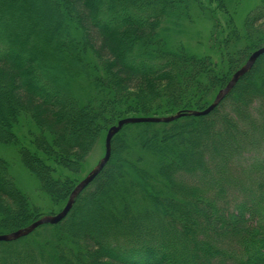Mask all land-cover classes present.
Masks as SVG:
<instances>
[{
	"label": "trees",
	"instance_id": "obj_1",
	"mask_svg": "<svg viewBox=\"0 0 264 264\" xmlns=\"http://www.w3.org/2000/svg\"><path fill=\"white\" fill-rule=\"evenodd\" d=\"M180 2L0 0V102L4 101L0 103V143L18 141L13 130L20 117L28 116L37 124L41 134L34 135V145L42 157L25 150L23 162L46 194L55 196L64 188L68 200L75 187L55 180V170L44 161L76 171L103 132L107 135L123 116L206 110L204 99L226 87L228 82L222 87L224 78L209 58L194 57L184 48L168 49L163 25L173 18ZM253 27L254 15L245 25L250 39L258 36ZM244 52L238 54L236 63H240L231 65L233 74L240 69ZM80 74L92 78V85L102 91L96 108L95 103L80 105L69 89V81ZM242 80L207 116L132 125L141 131L145 147H151L157 137L166 145L189 142L188 155L182 154L161 170L174 168L175 173L188 162L192 165L185 167L188 174L196 172L197 178L189 185L174 180L176 190L188 199L162 202L163 198L148 192L160 212L147 209L135 214L127 207L118 215L97 206L108 218L104 223L94 221L100 225L99 232L83 235L89 246L88 261L79 258L78 264H264V92L241 85ZM225 102L230 113L227 108L220 112ZM217 122L223 123L220 128ZM213 128H219L213 134L216 143L204 158L193 162L194 150L201 145L194 130L206 138ZM119 137L112 142L108 165L78 197V206L81 201L87 204V198L99 199L94 191L103 186L104 175L112 174L104 193L113 192L115 183L124 185L128 167L123 172L125 161H113L114 149L124 148ZM205 157L217 164L207 168ZM130 183L147 190L139 179ZM22 210L30 211L27 200L16 188L8 163L0 158V213L16 211L14 219L0 228V235L36 222L31 214L16 221ZM112 224L117 235L108 232ZM27 241L24 237L0 242V264H51L26 249ZM55 257L58 264H76L64 251Z\"/></svg>",
	"mask_w": 264,
	"mask_h": 264
},
{
	"label": "rangeland",
	"instance_id": "obj_2",
	"mask_svg": "<svg viewBox=\"0 0 264 264\" xmlns=\"http://www.w3.org/2000/svg\"><path fill=\"white\" fill-rule=\"evenodd\" d=\"M178 8L179 9L176 10L177 12L173 15V18L163 25L165 29L162 36L165 39L168 49L178 51L184 48L188 54L194 57L209 58L214 66L215 72L224 78V82L221 84L222 87L226 83L225 81L229 83L234 74L245 66L250 56L255 51L264 47V0H182V2L179 3ZM252 15H254V33L258 34V36L250 39L246 33L245 25L248 23V19ZM258 16L260 20H258ZM72 32L76 39L80 40V36L76 34L77 32L74 30ZM232 32L235 33L234 38L231 36ZM237 38L239 39L236 40ZM255 40H257V43L258 40H261L262 42L255 46ZM242 51H245L243 53L244 60L241 63L242 65L240 69L233 74L235 70L232 68L234 65L240 63H236V61L239 57L238 54ZM232 64L233 67H231ZM247 74L250 76L244 79ZM247 74L240 79H244L240 84L243 86L249 85L254 92H264V57L259 58ZM64 79L68 80V77H65ZM92 81V78L91 80L89 78L87 79L81 74L69 81L70 91L76 96L78 103L85 107L91 106L94 103L95 107L98 102V96L102 93V91H98L92 85ZM220 91L217 93L214 92L204 99L205 107H209L215 101ZM230 93L228 95H230ZM223 102L224 99L221 103ZM229 107L230 105L228 106V102H225V106L220 107V112H223L227 108L226 112L230 113ZM178 113L180 112L173 111L169 113L161 111V113L158 114V112L153 111L150 113V116L164 118L176 116ZM1 114L3 113L0 111V119L2 120ZM137 115L135 113H129L121 119L136 117ZM220 122L216 123L219 128L223 124ZM116 124L117 122L113 125ZM236 124L238 125V123ZM219 128H213L207 133L206 138L202 133L194 130V137L200 138L201 145L194 150L191 159L193 162L200 158H204V155L210 151L211 145L216 143L213 134H216V132L218 133ZM13 132L18 141L0 143V158L8 163L9 172L13 178L15 186L27 200L30 209V211L22 210L16 221H20L21 219L25 220L26 215L28 214L33 215L34 218L37 219L36 221L43 217L59 214L70 198L69 197L67 200V194H65L67 191L64 190V188H61L60 192L58 191V194H56L57 196L46 194L40 188L41 184L39 180L29 171L23 162L22 153L25 150L42 157V154L37 151V147L34 145V135L41 134L37 124L30 117L22 116L20 117L18 124L14 127ZM140 132L141 131L138 130V128L132 125L127 126L126 129H122L119 133V138L123 140L124 148L118 146L117 148L119 149H114L113 161L115 162L117 159L121 160V158L125 161L124 163L126 164L122 170L123 172L128 167L127 174L123 179L125 180L124 185L117 186L115 183V186H113V192L108 191L104 193V189L108 186V183L112 182V174L104 175L101 183L103 186L98 187V189L94 191V194L96 193L99 199L90 202V199L86 197L88 201L87 204L83 205L84 201H81V204L78 206V197L86 189L91 187V184L98 179L100 174L106 168L105 167L97 178L76 198L73 208L70 211L72 214L69 213L56 225H42L32 234L27 236L28 243L24 246L26 249H29L36 258L45 259L51 264H58L59 258H56L55 256L61 254V251H64V255L72 258L76 264H78L76 259L79 260V258H84L88 261L87 254H89V246L85 242L83 235L87 232H99L100 225L94 223V221L99 220L101 223L108 218L105 216V213L101 214L102 211L96 208L99 205L103 206L104 210L113 211L118 215H123L127 207L131 209L130 211H132V213L142 214L147 209L160 212L157 209L154 200H152L153 197H150L148 192L152 193L154 197H160V199L163 198L160 200L162 202H166L169 198L171 200L188 199L187 196L185 197L180 194L182 190H176L174 180H181L183 181V184L187 185L191 183L193 184L194 177L197 178V176H194L196 172L194 175H190L188 174L189 170L185 168L186 166L192 165L188 162L186 163V166L182 164L181 167L184 166V168H180L175 173H173L174 168H172V171L170 168H167L164 171L161 170V168L166 163L169 164L172 161L173 164V160H178L181 159V156L188 155L187 148H190L189 146H191L189 142L173 141L171 144L166 145L167 142L159 141V138L157 137L154 139V145L150 144L152 145L151 147H145L142 144ZM210 134H212V136ZM105 137L106 131L103 132L96 146L89 151L85 158L83 157L84 159L78 164L76 171L60 168L51 161H44L55 170L53 178L58 181H63L64 184L68 183L69 187L76 188L104 158ZM48 140L51 141L50 138H48ZM155 142H159L158 145H155ZM44 159L46 160L45 157ZM119 160H117V162ZM205 160L207 162V168H213V165L217 164L216 162L211 164L212 162L210 163L206 157ZM130 163H134L137 168H140L143 171H138V169L131 167ZM117 179L118 177L116 176V180ZM133 179L141 180L142 188H146L147 190H141L139 186L130 183ZM251 181H253V179H250L249 182ZM89 197H91V195ZM15 214L16 211L12 212V215L0 213V228L7 226L10 220L14 219L13 216L15 217ZM31 225L32 224L28 227ZM116 227L117 226H114L113 224L110 225V230L108 229V232H114L113 234L117 235ZM23 244L24 243L21 242L20 245L23 246ZM61 264L66 263L61 262ZM212 264L218 263L213 262Z\"/></svg>",
	"mask_w": 264,
	"mask_h": 264
},
{
	"label": "water",
	"instance_id": "obj_3",
	"mask_svg": "<svg viewBox=\"0 0 264 264\" xmlns=\"http://www.w3.org/2000/svg\"><path fill=\"white\" fill-rule=\"evenodd\" d=\"M264 55V47L255 51L249 58L248 62L240 70H238L232 80L228 83L225 89L221 90L215 101L204 111H193L188 113H178L176 116L158 118V117H128L121 119L116 125L112 126L105 138V156L98 164V166L74 189L67 204L63 210L55 215L49 217H43L42 219L34 222L30 227L16 231L7 235H0V242H12L21 238L27 237L32 234L38 227L45 224L56 225L60 223L72 210L76 198L83 192V190L90 185L97 176L103 171L106 165L109 163L112 155V142L116 135H118L125 126L144 124V123H171L185 116L202 117L212 113L222 102L223 99L234 89L238 81L246 75L252 68L256 61Z\"/></svg>",
	"mask_w": 264,
	"mask_h": 264
}]
</instances>
